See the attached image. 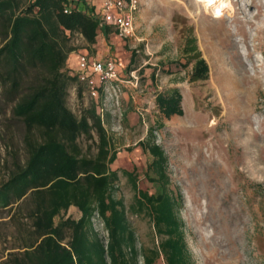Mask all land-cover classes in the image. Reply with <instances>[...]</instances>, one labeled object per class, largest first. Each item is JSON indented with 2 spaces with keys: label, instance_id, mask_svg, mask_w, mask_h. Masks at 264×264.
<instances>
[{
  "label": "rangeland",
  "instance_id": "obj_1",
  "mask_svg": "<svg viewBox=\"0 0 264 264\" xmlns=\"http://www.w3.org/2000/svg\"><path fill=\"white\" fill-rule=\"evenodd\" d=\"M96 1L75 0L79 6L98 4ZM235 1H239L242 7L245 5L244 13L239 12L237 17L248 22L247 36L239 34L232 39L239 59L232 60L220 40L223 27L230 21L228 14L224 17L225 23L207 15L204 7L197 5L195 0H141L134 38L122 40L111 31L107 40L99 37L94 48L76 35L72 39L76 51L68 61V67L74 73L79 53L97 55L99 51L105 56L103 51L106 49L117 65L126 70L134 56L131 69L137 71L144 92L136 104L128 99L127 94L128 100L123 99V115L119 119L109 114L102 120L111 147L118 153L111 168H137L142 173L151 155L141 149L140 143L154 142L162 148L172 189L181 194L179 213L193 264H264V0ZM210 12L214 14L212 7ZM111 38L112 46L109 43ZM195 55H200L208 63L209 74L205 80L193 79L194 63L190 62ZM240 63L261 83L249 94L250 121L246 124L237 118L245 107L244 99L238 96V89L245 83L240 77ZM125 74L129 75L127 71ZM224 83L227 87L223 86ZM175 88L181 90L184 114L166 119L158 110L155 97ZM220 89L225 90L233 101L221 100L216 92ZM67 102L79 118L95 103L86 89L83 88L80 94L78 87L70 89ZM16 103L17 100L10 97L0 84V187L16 165L23 164L27 158L26 129L13 114ZM202 115L207 118L208 147L216 145L217 151L222 148V156L226 159L235 160L242 156L247 164L245 169L240 165L234 169V175L238 174L234 202L240 213V227L233 235L234 244L228 242L225 233L218 232L210 224L208 215L216 206L209 193L200 195V189L193 186V154L188 148L193 127L190 116ZM240 127L245 129V144L237 147L231 133ZM98 143L95 131L91 137L79 139L83 154L89 156L97 153ZM142 182L140 180V185ZM116 197L124 201L127 209L133 203L132 185L122 172L116 183ZM29 213L28 204L21 202L0 212V264H13L14 254L22 251L28 242L31 231ZM67 216L78 219L80 213L71 208ZM128 216L136 230L138 247L152 248L158 243L148 216H135L130 212ZM93 224L106 239L107 235L100 233L96 221Z\"/></svg>",
  "mask_w": 264,
  "mask_h": 264
},
{
  "label": "trees",
  "instance_id": "obj_2",
  "mask_svg": "<svg viewBox=\"0 0 264 264\" xmlns=\"http://www.w3.org/2000/svg\"><path fill=\"white\" fill-rule=\"evenodd\" d=\"M95 8L75 0H0V84L16 99L13 114L26 129L27 158L0 187V212L28 204L31 231L13 264H193L179 208L167 173V158L154 142L140 143L151 159L139 169L112 170L118 153L98 114L96 102L80 118L69 108L71 88L84 85L68 61L78 35L95 46L112 29L102 25ZM193 79L208 78L209 66L191 57ZM134 56L126 71H132ZM158 110L166 119L184 114L179 88L158 93ZM98 136L97 153L85 155L82 136ZM153 134V132L151 133ZM120 172L132 185L127 209L116 197ZM143 176V179L141 177ZM140 180L142 185H140ZM145 180V181H144ZM71 208L80 213L67 216ZM129 212L150 218L158 243L138 247ZM104 224L106 239L95 230V216Z\"/></svg>",
  "mask_w": 264,
  "mask_h": 264
},
{
  "label": "bare ground",
  "instance_id": "obj_3",
  "mask_svg": "<svg viewBox=\"0 0 264 264\" xmlns=\"http://www.w3.org/2000/svg\"><path fill=\"white\" fill-rule=\"evenodd\" d=\"M197 5L204 7L205 12L210 17L227 22L224 19L225 15H229L230 21L227 26L223 27L222 35L220 37L222 46L225 51H227L232 60L237 57V52L235 51L233 44V37L239 34L247 36L246 24L247 21L238 18L237 14L244 13V7L240 6L239 1L235 0H195ZM239 6L237 9L236 7ZM213 8L214 14L210 12V8ZM226 20V21H225ZM234 29V30H233ZM258 31V30H257ZM240 61V60H239ZM241 67L240 77L245 81L242 88L238 89L239 98L244 99V111L237 115L238 121L242 124L249 123L250 121V111L248 110L249 94L254 87H260V81L251 76L246 70L243 63H240ZM222 78L225 75H221ZM229 76V75H228ZM227 77V76H225ZM231 77V76H229ZM228 78V77H227ZM223 86L227 87L224 83ZM217 96L224 100L225 102H232L233 99L227 96L225 90H216ZM243 115V116H242ZM242 116V117H241ZM193 120L191 127V143L189 149L191 155L193 154L191 172L193 174V186L200 189V195H209L213 200V205L216 209L209 212V218L211 219V225L218 231L225 233L228 237V242L234 244L235 240L233 235L238 231L240 227V213H238L237 206L234 202L235 181L237 176L234 175V169L238 165L242 166L244 169L247 164L245 159L240 156L235 160L226 159L222 156L223 149L215 147L209 148L206 142L207 133L205 131L207 118L205 116H190ZM246 136L245 129L240 127L232 131L231 137L233 141L238 146H243L245 144L243 138ZM220 144V141H218ZM218 147V146H217ZM207 148V149H206ZM220 247L221 243H217Z\"/></svg>",
  "mask_w": 264,
  "mask_h": 264
},
{
  "label": "built area",
  "instance_id": "obj_4",
  "mask_svg": "<svg viewBox=\"0 0 264 264\" xmlns=\"http://www.w3.org/2000/svg\"><path fill=\"white\" fill-rule=\"evenodd\" d=\"M140 9L141 0H104L101 12L96 16L102 25L112 29L116 37L132 39L136 36ZM136 72L134 70L126 76L110 54L100 58L98 55L81 52L77 55L76 72L73 74L79 77L90 98L99 104L98 114L104 120L109 114L118 119L123 115L122 106L126 94L137 103L144 90ZM93 221L98 224L100 233L108 236L97 215Z\"/></svg>",
  "mask_w": 264,
  "mask_h": 264
},
{
  "label": "crops",
  "instance_id": "obj_5",
  "mask_svg": "<svg viewBox=\"0 0 264 264\" xmlns=\"http://www.w3.org/2000/svg\"><path fill=\"white\" fill-rule=\"evenodd\" d=\"M103 1L104 0H97L96 2H98V4H92L91 6L92 7H94L95 8V10H94V14H99L100 12H101V9H102V4H103ZM104 39H108V38H106L105 36H102ZM109 37V36H108ZM111 41H112V38L110 39V41H109V43H110V45H111ZM112 46V45H111ZM95 48V47H94ZM113 48V47H112ZM104 53H105V56H107L108 54H110L111 55V53H108V50H104L103 51ZM97 55H98V57H105V56H103V54H101V52H97ZM122 68V67H121ZM124 70V73H125V69H123ZM125 99L126 100H128L129 99V97H128V99H127V94L124 96V101H125Z\"/></svg>",
  "mask_w": 264,
  "mask_h": 264
}]
</instances>
